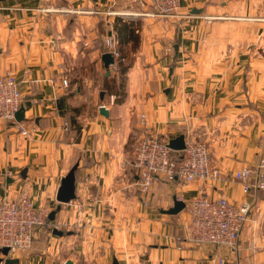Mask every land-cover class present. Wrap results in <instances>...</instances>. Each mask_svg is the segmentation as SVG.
Here are the masks:
<instances>
[{"label": "crops", "instance_id": "obj_1", "mask_svg": "<svg viewBox=\"0 0 264 264\" xmlns=\"http://www.w3.org/2000/svg\"><path fill=\"white\" fill-rule=\"evenodd\" d=\"M179 1L177 13L164 14L152 0H0V74L15 77L17 122L30 130L0 119V198L25 192L52 211L61 178L78 164L76 197L55 216L69 234L36 229L18 264H264V194H245L233 177L264 150V0ZM117 18L139 24L122 97L103 89L102 54ZM141 114L149 134L208 145L223 178L158 179L142 205L131 166ZM202 188L249 204L234 247L179 240L186 208L163 212Z\"/></svg>", "mask_w": 264, "mask_h": 264}, {"label": "built area", "instance_id": "obj_2", "mask_svg": "<svg viewBox=\"0 0 264 264\" xmlns=\"http://www.w3.org/2000/svg\"><path fill=\"white\" fill-rule=\"evenodd\" d=\"M152 3L164 14H175L180 6L179 0H152ZM117 44L114 33L107 35L106 52L113 56L115 67L117 61H125ZM62 84L67 86V80L64 79ZM22 105V95L15 77L11 73L0 74V119L11 122L23 135L29 136L30 130L23 128L15 119ZM139 120L144 131L131 142V166L137 177L136 187L142 205L149 204L152 185L158 179L165 182L199 181L203 185L206 181L223 178L213 162L208 145L187 142L183 149L173 150L167 140L148 133L144 114L139 116ZM233 177L241 183L245 194L252 191L264 194V150L255 165L237 170ZM185 208L187 222L179 240L195 246L234 247L250 206L246 202L237 205L222 196L209 197L202 188L186 203ZM50 212L46 206L36 207L25 192L16 199L0 198V251L8 248V256L15 257L32 247L36 229L46 227L49 231H66L71 228L70 223L59 218L48 220ZM0 257L5 258L1 253ZM223 262L219 258L216 264Z\"/></svg>", "mask_w": 264, "mask_h": 264}, {"label": "water", "instance_id": "obj_3", "mask_svg": "<svg viewBox=\"0 0 264 264\" xmlns=\"http://www.w3.org/2000/svg\"><path fill=\"white\" fill-rule=\"evenodd\" d=\"M202 10L198 8H193L190 11V14H198ZM175 52H177L178 47L175 46ZM103 66L105 69V76L108 77L111 73L110 67L114 64V58L109 52H105L102 54ZM105 91L100 92V99L102 100L104 97ZM99 113L107 116L108 111L106 110L104 105L99 106ZM24 117V108L21 107L15 114L16 121H22ZM168 146L173 150H181L185 147V140L184 135L180 134L176 137L171 138L168 141ZM78 164L75 163L69 171L66 173L65 176L61 178L60 185L57 190L56 200L58 202L57 207L52 210L48 215V220H54L56 213L60 210V204L69 203L73 199H75V171L77 169ZM26 169H23L20 173L22 177H25ZM186 204L182 200L177 199L174 197L173 206L164 210L163 212L166 214H177L185 208ZM52 233L58 236H62L63 234H69V232H64L63 230L53 229ZM8 248H2L0 253L5 256L4 259L0 257V263L3 262L4 264H18L19 258L17 257H9L8 256ZM65 264H73L72 260H67ZM112 264H119L116 258H113Z\"/></svg>", "mask_w": 264, "mask_h": 264}, {"label": "trees", "instance_id": "obj_4", "mask_svg": "<svg viewBox=\"0 0 264 264\" xmlns=\"http://www.w3.org/2000/svg\"><path fill=\"white\" fill-rule=\"evenodd\" d=\"M139 24L132 19L117 18L114 23V31L117 38V46L121 53V57L128 62L117 61V73L119 74V79L113 75L112 77H105L103 89L109 94H114L115 96H123V87L125 82V74L129 67L131 66L132 57L131 52H133L139 43L138 34ZM131 45V49L127 48V45Z\"/></svg>", "mask_w": 264, "mask_h": 264}, {"label": "rangeland", "instance_id": "obj_5", "mask_svg": "<svg viewBox=\"0 0 264 264\" xmlns=\"http://www.w3.org/2000/svg\"><path fill=\"white\" fill-rule=\"evenodd\" d=\"M128 62V60L126 59L125 61H124V63H127ZM117 67H115V69H116ZM111 74H112V72H111ZM117 75H118V77H117V80H120L119 79V74L117 73ZM32 248V247H31ZM30 248V249H31ZM29 249V250H30ZM29 250H27V251H25V252H23V253H21V255L22 254H26V253H28L29 252ZM17 258H19V257H17ZM77 260V264H85L86 262H84V260L83 259H76ZM4 264V263H3ZM88 264H92V261L91 262H89Z\"/></svg>", "mask_w": 264, "mask_h": 264}]
</instances>
